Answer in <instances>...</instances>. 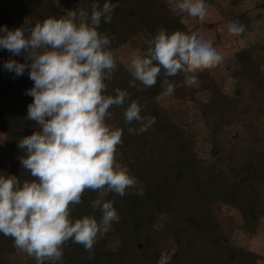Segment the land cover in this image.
Returning a JSON list of instances; mask_svg holds the SVG:
<instances>
[{
    "label": "trees",
    "instance_id": "obj_1",
    "mask_svg": "<svg viewBox=\"0 0 264 264\" xmlns=\"http://www.w3.org/2000/svg\"><path fill=\"white\" fill-rule=\"evenodd\" d=\"M87 1L91 10V0ZM211 2L225 15L217 0ZM118 5L111 22H102L99 30L111 38L117 64L107 81L108 93L114 95V89L120 88L129 98L124 105L110 107L107 122L123 129L117 159L127 166L139 188L123 196L109 193L105 199L114 202L119 220L96 241L91 253L69 240L63 246L62 264H159L167 253L165 264H259L264 256L233 241L230 219L223 212V205L237 209L241 227L251 234L257 232L264 216V70L253 49L248 46L235 53L231 93L223 90L209 68L199 74V87L179 78L173 82L158 78L152 88L135 81L137 86L132 87L131 72L116 53L119 46L131 44L142 33L151 40L161 28L170 38H188L193 28L217 29L222 21H203L190 27L173 14L165 0H118ZM79 9V0H0V26L10 28L14 21L27 26L28 20ZM227 20L231 21L226 17L223 22ZM246 20L245 27L251 30V22ZM32 85L27 70L17 77L0 62V133L10 153L8 162L0 153V171L21 180L32 178L19 159L24 150L17 147L18 140L36 127L35 121L27 119L32 97L25 90ZM164 85L174 89L178 100L195 102L210 147L208 157L197 151L189 127L160 103ZM198 90L209 92L210 98L198 100ZM131 100L139 103L141 116L155 124L150 132L138 135L128 131L140 126L137 121L124 122V110ZM246 145L248 154L240 158ZM97 195L86 189L81 202L71 206L72 216L92 214L91 201ZM95 215L99 218L98 210ZM20 251L12 237L0 234V264H16L12 256ZM30 258L36 264L35 258Z\"/></svg>",
    "mask_w": 264,
    "mask_h": 264
},
{
    "label": "clouds",
    "instance_id": "obj_2",
    "mask_svg": "<svg viewBox=\"0 0 264 264\" xmlns=\"http://www.w3.org/2000/svg\"><path fill=\"white\" fill-rule=\"evenodd\" d=\"M173 14L181 22L202 23L208 12L207 0H172ZM118 0H91L90 16L78 18L74 10L28 20L26 25L0 26V49L12 54L3 68L21 76L27 70L33 85L25 90L32 97L27 119L36 122L30 135L21 137L19 159L31 179L0 171V234L10 236L14 246L36 264H62L63 246L71 240L90 253L96 241L119 216L109 193L123 196L136 187L126 165L117 159L123 129L107 122L113 105H124L129 93L120 88L108 93L107 81L116 69L111 38L100 31L110 23ZM243 25L228 23L238 33ZM23 55V60L15 57ZM222 60L213 42L200 36L169 37L159 29L143 50L131 56L128 65L133 80L145 88L158 78H178L188 85L198 81L196 73ZM174 89L166 85L161 95L171 98ZM140 123L129 128L138 135L150 132L155 124L141 116L140 105L131 100L124 110V122ZM98 193L91 201L92 214L74 218L71 206L81 202L85 190ZM100 213L99 218L95 211Z\"/></svg>",
    "mask_w": 264,
    "mask_h": 264
},
{
    "label": "rangeland",
    "instance_id": "obj_3",
    "mask_svg": "<svg viewBox=\"0 0 264 264\" xmlns=\"http://www.w3.org/2000/svg\"><path fill=\"white\" fill-rule=\"evenodd\" d=\"M165 1L173 8L172 0ZM211 1L212 0H207L208 12L204 21L222 22L219 23L217 29L202 26L195 27L188 38L200 36L212 42H218L214 47L221 53L222 60L216 65L209 67V71L211 76L222 86L223 90L227 93H231L234 89L235 80L230 76V72L236 67L235 53L237 51L249 46L253 49L252 52L259 61L260 67L264 70V0H217L224 7L225 15L221 14ZM188 2L192 3L193 0H188ZM79 8V11H77L78 18L87 20L90 16L89 2L87 0H79ZM226 17L230 18L231 21L227 20L228 22H223ZM246 17L251 22V30L245 27L247 22ZM229 22H236L243 25V30L238 33L229 32ZM21 25L25 26V23L22 21H14L10 28ZM189 26L193 27L194 25L189 24ZM150 41L151 40L142 33L138 35L131 44L119 46L116 49V53L128 66L133 53L137 50L143 51L144 48L149 45ZM11 56L12 54L6 49H2L0 62L4 63V61ZM15 59L23 60V55L17 56ZM201 72L202 71H199L196 75L199 76ZM193 85L199 87V78ZM196 98L198 100H208L210 98V93L198 90ZM158 99L174 118L185 123L189 127L190 132L196 140L197 151L201 156L208 157L210 147L205 140L202 117L199 110L196 108L195 102L189 99L178 100L175 98L174 94L171 98L160 95ZM248 151L249 145H246L239 152L240 158L246 157ZM0 153L4 161L8 162L10 160V153L6 147V139L1 133ZM136 188H139V185H137ZM223 212L230 219L233 241L264 256V216L260 219L257 232L251 234L241 227L242 217L237 209L228 205H223ZM116 243L117 240L113 243L114 247H116ZM167 254L162 256L159 264H165L168 256ZM12 257L16 264H35L23 251L13 254ZM259 264H264V259L260 260Z\"/></svg>",
    "mask_w": 264,
    "mask_h": 264
}]
</instances>
